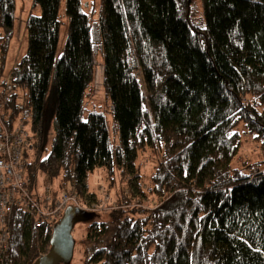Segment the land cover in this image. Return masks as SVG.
<instances>
[{
	"label": "trees",
	"instance_id": "trees-1",
	"mask_svg": "<svg viewBox=\"0 0 264 264\" xmlns=\"http://www.w3.org/2000/svg\"><path fill=\"white\" fill-rule=\"evenodd\" d=\"M193 1L102 0L105 86L121 131L115 150L103 115L82 119L94 52L80 0H68V41L58 60L61 0H36L41 14L28 17V52L4 81L16 91L7 122L18 116L22 87L36 152L52 119L56 129L51 153L28 161L30 187L39 170L57 181L55 196L70 191L96 205L89 173L119 169L136 204L159 200L146 211L128 207L123 192L118 208L87 212L93 218L75 238L83 264H264V161L231 167L242 146L238 123L264 144V0H203L204 25L192 20ZM0 10L4 63L14 0H0ZM147 150L158 165L145 193L137 162ZM36 222L15 208L10 264H35L49 252L55 224Z\"/></svg>",
	"mask_w": 264,
	"mask_h": 264
},
{
	"label": "rangeland",
	"instance_id": "rangeland-1",
	"mask_svg": "<svg viewBox=\"0 0 264 264\" xmlns=\"http://www.w3.org/2000/svg\"><path fill=\"white\" fill-rule=\"evenodd\" d=\"M101 4L102 0H80V10L86 14L89 19L94 52L93 77L86 87L83 100L82 119L87 121L92 113L103 115L107 123L111 146L115 150L121 145V131L119 123L115 117L112 99L105 86V49L100 28ZM67 6L68 0H61L59 8L60 35L56 51L57 60L62 57L68 41L70 16L67 12ZM191 10L192 20L198 25H204L203 0H194L192 2ZM41 11L42 9L36 0H14L13 36L10 40L9 49L4 56V63L0 59V79L5 81H10L12 79L13 70L28 52V17L32 13L40 15ZM3 32L4 29L0 24V35H2ZM8 84V82H4V84L1 82L0 87L3 88ZM17 91L19 99L25 101L27 96L26 89L21 87L17 89ZM27 127L32 132L31 122L27 123ZM236 130L241 135L242 146L238 155L232 160L231 167H245L247 163L255 164L264 161V144L262 141L256 139L254 133L248 132L242 122L238 123ZM55 136V121L52 119L51 126L46 134L45 143L42 145V150L39 153L35 150L30 151L26 157L27 161H29V163L36 162L37 164L39 160L47 157L53 149ZM157 161V155L150 150L142 152L138 158L137 165L144 177L142 183L145 184V189L143 188L145 193H147L149 183L156 170V166L158 165ZM253 168H256V166ZM28 174L29 170L26 169V175ZM87 184L90 193L95 195L98 200L97 211H103L106 213L113 208H118L117 204L123 192L128 194L133 202L128 205V207H137V205H141L146 211H153L158 205L159 200L153 195L149 196L147 199L143 197L145 203L136 204V199L133 194H137V191L132 189L129 183V176L125 173H121L119 169H117L116 173L110 174L106 169L96 168L89 173ZM47 186H51L53 190H56L57 181L49 182L44 174L39 170H36L32 187L33 192L36 193L40 191L44 193ZM136 198L138 199V197ZM82 229L80 223L76 225L73 232L74 238L79 239L80 236H82L84 233V229ZM71 264H83L80 252L76 253Z\"/></svg>",
	"mask_w": 264,
	"mask_h": 264
},
{
	"label": "built area",
	"instance_id": "built-area-1",
	"mask_svg": "<svg viewBox=\"0 0 264 264\" xmlns=\"http://www.w3.org/2000/svg\"><path fill=\"white\" fill-rule=\"evenodd\" d=\"M15 92L11 83L0 87V264H10V222L15 208L33 213L39 227L42 222L57 224L69 207L87 212L98 210L97 204L85 206L74 192L55 196L51 186L40 196L33 192L26 178V157L35 145V135L27 127L32 121V111L27 99H19L17 118L11 125L7 122V106Z\"/></svg>",
	"mask_w": 264,
	"mask_h": 264
},
{
	"label": "water",
	"instance_id": "water-1",
	"mask_svg": "<svg viewBox=\"0 0 264 264\" xmlns=\"http://www.w3.org/2000/svg\"><path fill=\"white\" fill-rule=\"evenodd\" d=\"M87 211L69 207L62 219L53 227L49 252L36 260L35 264H71L74 259L76 240L73 232L78 223L87 222L93 215L85 217Z\"/></svg>",
	"mask_w": 264,
	"mask_h": 264
},
{
	"label": "crops",
	"instance_id": "crops-1",
	"mask_svg": "<svg viewBox=\"0 0 264 264\" xmlns=\"http://www.w3.org/2000/svg\"><path fill=\"white\" fill-rule=\"evenodd\" d=\"M4 81H5V80L0 79V83H1V82H4ZM35 194L38 195V196H40V195H41V192L39 191V192H36Z\"/></svg>",
	"mask_w": 264,
	"mask_h": 264
}]
</instances>
